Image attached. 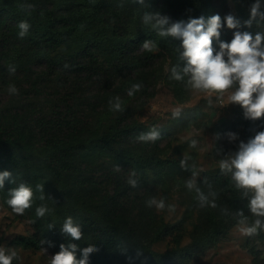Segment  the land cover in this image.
<instances>
[{
    "label": "trees",
    "instance_id": "obj_1",
    "mask_svg": "<svg viewBox=\"0 0 264 264\" xmlns=\"http://www.w3.org/2000/svg\"><path fill=\"white\" fill-rule=\"evenodd\" d=\"M229 1L232 7L228 0H145V5L135 0H0V172L12 173L0 189V200L8 207V192L20 183L34 191L37 185H43L45 202L53 209L43 218L36 216L35 209L41 203L37 191L35 203L25 214L32 231L17 236L14 244L48 249L53 256L60 251L61 244L75 243L77 259L82 258L80 249L95 245L99 251L90 254L89 264H189L207 248L227 239L235 226V212L243 210L250 215L247 198H242L234 188L230 174L218 170L197 180L206 195L211 185L219 205L217 209H201L196 193L189 192L184 181L166 172L181 168L178 159L161 157L153 151L122 150L125 144L139 143L135 137L147 131L144 124L125 113L105 121L102 112L88 126L80 122L76 113L57 107L49 116L31 118L21 101L4 98L9 84L18 89L24 84L40 85L44 77H56L55 83L65 80L86 86L104 78L112 96L129 99L127 89L134 83H142L141 92H148L141 72L149 69L162 52L172 59L164 77L181 96L185 84L169 79L174 64L183 66L176 51L180 41L160 38L144 27L143 12H159L173 22L216 14L223 21L228 14L234 15L241 26L228 29L224 23L220 40H213L214 49L219 51L220 41L230 42L235 31L253 35L264 32V27L255 23L250 28L244 25L254 0ZM24 2L31 3L33 8L28 12L21 10ZM20 21L30 24L24 39L18 38ZM146 40L155 42L153 52L142 49ZM9 65L16 66L14 75L9 74ZM116 78L120 80L114 85ZM148 93L153 96L155 92ZM262 120L263 117L251 121L243 116L248 139L255 135ZM238 141L230 143L217 138L214 157L219 161L229 151H235ZM102 156L120 163L121 171L114 172L108 161L101 160ZM144 169L157 174L155 184L159 179L187 193L190 205L186 215L174 222H164L155 208L143 206L142 199L133 202L118 195L96 197L104 176L113 177L115 187L124 190L130 171ZM224 210L229 213L227 217L221 216ZM69 216L81 226L83 238L79 241L61 232ZM49 224L54 226L49 229ZM186 237L189 241L182 244ZM166 238L170 244L166 250L153 249L154 243ZM258 243L264 244V233L247 237L244 247L252 255L253 264H264Z\"/></svg>",
    "mask_w": 264,
    "mask_h": 264
},
{
    "label": "clouds",
    "instance_id": "obj_2",
    "mask_svg": "<svg viewBox=\"0 0 264 264\" xmlns=\"http://www.w3.org/2000/svg\"><path fill=\"white\" fill-rule=\"evenodd\" d=\"M140 5H145V0H135ZM21 10L28 12L33 8L31 3L24 2L20 5ZM141 23L144 27L155 32L163 39H173L180 41L176 48L178 60L183 62L174 64L170 69V80L183 82L185 87L207 94V103L213 104L211 98L213 94L218 102H223V94L230 93L227 97L228 103L239 105L243 110V116L247 120L256 121L264 117V32H257L253 35L248 31H235L230 42L220 41L219 51L213 47V40H220L221 29L226 23L228 29H238L240 21L232 14L222 18L220 15H212L208 18H190L188 21L173 22L168 16L159 12L145 11L141 16ZM264 27V0H254L250 6V15L244 21L246 27L253 24ZM18 38L24 39L29 34L30 24L27 21H20L17 25ZM142 49L146 52H153L156 44L152 40H146L142 44ZM215 52V54H214ZM16 66L9 65L10 75L16 73ZM142 83H134L127 89V96L134 97L141 91ZM7 92L10 95L18 94V89L14 84H9ZM109 108L114 112L123 111L121 97L116 96L109 100ZM183 109L176 108L171 112L172 118L181 116ZM230 143L239 140L237 133H227ZM160 139L157 128L146 132H140L135 140L139 143H154ZM199 141L191 139L189 147L197 148ZM192 158L185 155L180 160V167L184 170H191L192 177L185 181V188L189 192H195L198 207L217 209L216 193L211 191L206 195L197 185L195 177L199 175L195 165L190 166ZM218 168L222 173L230 174L234 188L241 192L242 198H247V209L250 215H245L243 210L233 214L236 230L245 237L258 236L264 233V131L256 132L247 142L240 141L238 150L229 151L218 161ZM114 172L119 173V165L114 167ZM9 171L0 172V189L4 188L6 179L11 178ZM127 184L132 188L139 186V177L135 170L130 171ZM40 205L36 207L35 214L38 218H43L52 213L44 194L43 185H37L34 191L32 187L25 183H20L18 187L8 192L6 204L12 212L23 216L26 210L32 208L37 196ZM209 196L213 199H209ZM146 206L155 208L156 211H167L172 213L176 209L175 204L167 203V199L161 196L159 199L152 197L146 200ZM229 213L224 210L221 216L227 217ZM54 224H49L51 229ZM62 234L79 241L83 238L81 226L72 217H67L61 228ZM42 244L44 241L41 242ZM46 251V249L44 250ZM78 245L69 243L61 244L60 251L50 257V264H89V256L98 252L95 245H90L80 249L82 258L77 259L76 253ZM19 254L4 246H0V264H14L19 261Z\"/></svg>",
    "mask_w": 264,
    "mask_h": 264
},
{
    "label": "rangeland",
    "instance_id": "obj_3",
    "mask_svg": "<svg viewBox=\"0 0 264 264\" xmlns=\"http://www.w3.org/2000/svg\"><path fill=\"white\" fill-rule=\"evenodd\" d=\"M227 3L229 7H232L231 1L228 0ZM171 63L170 55L162 52L159 59L149 69L143 70L141 80L148 87V92L154 90V95L150 96L148 92L139 91L134 97L121 99L124 109L121 112L110 110L109 100L118 95H111L112 91L105 83L104 78L86 86L76 85L73 81L70 83V81L65 80L55 83L56 77H44V81H41L40 85L24 84L23 88H18L16 95H10L6 90L4 98L7 101H21L25 105V112L31 118L49 116L57 107L63 108L67 112L76 113L80 122H86L88 126L95 123L102 112L105 121L125 113L129 118L144 124L147 131L153 127L157 128L160 139L154 143L125 144L121 146L122 150L153 151L161 157L176 158L179 162L185 155H188L192 158L189 161L190 166L194 164L199 172V175L195 177L197 182L203 176L213 175L219 170L218 160L214 157L217 138L228 140L227 133H237L239 141L235 151L238 150V144L241 140L248 141L242 123L243 110L239 105L228 103L227 97L230 93L223 94L222 103L218 102L215 94H213L211 97L213 99L212 105L207 103L209 97L203 92L185 87L183 95L176 94L172 84L164 77ZM119 80L116 78L113 84H118ZM176 108L183 109L182 114L178 118H172L171 112ZM221 119L222 121H220ZM256 131H264V117L261 124L256 126ZM191 139L199 141L197 148L189 147ZM101 160L108 161L111 168L116 165L121 167L120 163L109 160L107 156H102ZM136 172L139 177L137 188H132L126 182L125 189L118 190L114 185L113 177L104 176L99 182V193L96 197L118 195V197L125 196L123 199H129L133 202L142 199L145 204L149 198L156 197L159 199L164 196L167 203L176 205V209L172 213L157 211L163 216L164 222H174L186 215L190 205L187 193L174 185H170V183L167 185L159 179L155 184L157 174L152 169ZM166 172H170L184 182L193 178L191 170L180 168L168 169ZM127 178L128 175L126 181ZM191 220L187 221L189 230L192 228ZM31 231L32 226L25 215L20 216L13 213L11 208L5 206L0 200V246L10 248L19 254L20 260L14 261V264H50L52 254L48 249L44 251L45 249L23 248L13 243L17 236L28 234ZM246 238L234 226L228 232L225 241L207 248L194 257L189 264H253L252 255L244 247ZM167 240L168 238L154 243L153 249L157 251L166 250L167 245H170ZM188 241L189 238L186 237L182 244ZM257 249L263 257L264 244L258 243Z\"/></svg>",
    "mask_w": 264,
    "mask_h": 264
},
{
    "label": "water",
    "instance_id": "obj_4",
    "mask_svg": "<svg viewBox=\"0 0 264 264\" xmlns=\"http://www.w3.org/2000/svg\"><path fill=\"white\" fill-rule=\"evenodd\" d=\"M220 121H222V119Z\"/></svg>",
    "mask_w": 264,
    "mask_h": 264
}]
</instances>
